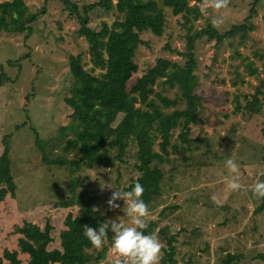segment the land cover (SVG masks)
Masks as SVG:
<instances>
[{"label": "rangeland", "instance_id": "374dc122", "mask_svg": "<svg viewBox=\"0 0 264 264\" xmlns=\"http://www.w3.org/2000/svg\"><path fill=\"white\" fill-rule=\"evenodd\" d=\"M23 1L24 7L15 13L22 19L44 2ZM71 1L80 6L93 0ZM187 1L197 6L201 2ZM250 1L231 0L227 9L220 12L209 9L207 16L200 13L189 22L165 7V21L159 35L149 30L139 32L141 42L133 53L137 67L128 82L153 65L157 57L182 63L185 57L177 51L185 50L183 35L188 23L192 30L207 22L212 24L213 17L223 16L225 22L218 29L223 31L231 23L242 21ZM123 14L114 6L107 10L93 6L87 12V25L94 30L102 23L112 27V22L122 19ZM250 20L253 27L242 39L237 32L217 45L204 36L194 42L191 71L197 79L192 88L197 96L196 115L188 123L187 132L193 140L186 146L178 140L179 125L171 129L170 142L179 147L168 153L170 161L159 164L162 173L159 192L149 206L148 220L155 221L153 233L163 243L157 229L166 226L165 232L175 237V264H219L226 252L236 255L233 264H264V206L254 210L261 199L251 191L257 180H264V0L256 2ZM28 24L30 33L0 30V63L10 77L0 85V152L7 145L15 184L13 195L6 194L0 202V250L3 246L16 249L21 264H25L26 254L18 250L14 225L23 219L36 221L38 225L49 219L53 239L48 247L59 246L58 231L64 227L63 218L67 211L78 214L80 202L74 198L68 206H55L53 201L69 197L72 191L82 192L84 197L93 196L94 205L100 213H105L104 221L118 218L129 224L130 218L123 211L124 201H116L120 205L117 209H109L107 201L116 188L122 189L136 175L131 166L136 161L134 142L127 145L122 160L114 159L113 166L82 165L70 170L71 165L42 160L41 151L34 143L35 135L45 140L43 149L48 158L59 154L67 158L78 156L76 147L62 151L64 137L72 132L67 130L60 137L57 126L70 119V107L63 100L72 79L68 72L69 55L81 53L86 68L91 62L83 35L75 31L77 19L68 14L59 0H47L45 12ZM6 59L12 62L7 63ZM249 67L255 70L249 72ZM98 71V68L93 70ZM160 78L164 79L157 78L154 90L168 97L178 92L175 84L169 86L160 82ZM253 94L259 99L257 111L240 107L233 112L235 100L241 105ZM183 105V99H179L162 108L170 110ZM94 126L107 131L111 127L102 121ZM153 148H158L156 140ZM229 158L240 166V183L246 192L228 189L227 181L233 175L225 166ZM101 183L105 184L103 191ZM214 194L224 201L223 206L212 202ZM109 231L112 238L114 233L110 228ZM110 242L104 251L105 259L94 262L97 250L94 248L90 249L89 262L109 264L113 256Z\"/></svg>", "mask_w": 264, "mask_h": 264}, {"label": "trees", "instance_id": "16d2710c", "mask_svg": "<svg viewBox=\"0 0 264 264\" xmlns=\"http://www.w3.org/2000/svg\"><path fill=\"white\" fill-rule=\"evenodd\" d=\"M46 1L30 11L26 19L17 16L20 9L24 7L23 0H0V30L22 32L28 30L29 22L34 20L40 13L45 12ZM61 6L68 14L77 19L78 27L76 33L82 34L86 43L89 60L88 68L83 66L81 53L74 56L69 55L68 72L71 75L69 93L63 97L64 102L70 107L69 121L58 125L57 131L61 136L71 130V136H65L60 145L62 151L66 152L76 147L78 156L67 158L61 154L48 158L43 146L45 140L34 136V143L41 151V158L47 163L68 164L77 169L83 166H113L114 159L122 160L127 145L134 142L136 145V161L132 167L136 175L129 178L122 190L129 191L139 178L144 186L142 199L148 206L152 204L154 195L158 194V188L162 177L159 164L170 161L168 153L175 152L179 147L170 142L171 129L179 125L178 140L186 143L193 139L187 136L189 122L195 119L196 94L192 88L197 79L191 68L194 64L193 48L197 38L205 37L213 39L214 45L219 44L224 38L237 35L240 39L246 36L247 30L253 27L250 17L255 12V4L258 0H251L247 14L242 21L231 23L228 28L219 31L210 22L204 26L192 29L188 23L184 33V51H177L185 57L182 63L171 61L168 58L157 57L155 63L148 66L142 73L134 77L129 83L128 79L136 70L133 61V53L141 42L139 32L149 30L159 35L165 21V7L172 14L180 13L184 22H189L192 17L200 14L198 6L189 4L187 0H93L91 2L77 5L71 0H59ZM93 6H100L107 10L112 6L117 11H123L122 19H115L112 27L102 23L98 30L88 27L87 12ZM80 8V9H79ZM14 13V14H13ZM11 63L12 59H6ZM249 66V62H248ZM98 68V72H93ZM255 69L249 67V72ZM160 78V82L168 85H176L178 92L172 97L153 89V84ZM9 75L2 69L0 63V85ZM153 93V94H152ZM152 94V95H151ZM158 99V102L155 101ZM183 99L184 105L180 108L174 107L164 110ZM259 99L256 94L252 98L239 104L235 100L233 112L243 107L251 112L257 111ZM106 122L110 130L98 129L94 126L97 122ZM7 135V134H6ZM2 136V143L4 140ZM156 140L157 149L153 148ZM181 149H185L182 147ZM7 145L0 152V202L9 193H14L12 174L9 168ZM80 202L79 213L72 215L67 211L64 218V227L59 229V246H49L53 239L51 229L53 225L49 219H45L38 225L33 221L23 219L20 224L13 227L18 233L16 244L18 250L26 254L25 264H93L89 262L90 249H94L90 241L84 236L83 226L88 225L94 229L99 228L100 222L104 221L105 213L93 212L94 197L83 196L82 192L74 193L64 199L54 200L55 206H68L73 199ZM255 207L259 211L264 206V198ZM96 207V206H95ZM155 221L148 220L146 234L153 233ZM166 226L157 229L161 234L164 249L163 259L160 264H175V237L173 233H166ZM108 239L103 249L96 250L94 262L105 259V250L111 243V233L108 230ZM262 255V254H261ZM236 255L226 252L220 259L219 264H233ZM0 264H21L16 249L3 246L0 250Z\"/></svg>", "mask_w": 264, "mask_h": 264}, {"label": "clouds", "instance_id": "9594fccd", "mask_svg": "<svg viewBox=\"0 0 264 264\" xmlns=\"http://www.w3.org/2000/svg\"><path fill=\"white\" fill-rule=\"evenodd\" d=\"M231 0H201L198 4L199 11L202 15L207 16L209 9L220 12L227 9ZM213 27L219 29L225 22L223 16L212 18ZM225 166L232 175V179L227 181V187L232 192H246L247 189L240 183V166L229 158L225 161ZM108 188V185H106ZM105 184L101 183L103 191ZM144 186L137 178L136 183L129 191L116 188L111 193L107 201L109 209H117L120 207L116 203L117 200L124 201V213L130 218V223L125 224L118 218L115 220H106L100 222V226L94 229L91 226L84 225V236L90 241L91 245L97 249H103L108 239V230L114 233L112 236V252L113 256L109 264H160L163 259L164 244L155 233L146 234L148 228V218L151 216L148 204L144 202L142 196L144 194ZM254 196L264 198V180H257L251 189ZM211 200L218 207L223 206L224 201L217 195H212ZM93 212H98V207L92 208Z\"/></svg>", "mask_w": 264, "mask_h": 264}]
</instances>
